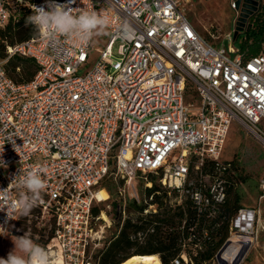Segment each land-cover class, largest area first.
<instances>
[{"label":"built area","instance_id":"obj_1","mask_svg":"<svg viewBox=\"0 0 264 264\" xmlns=\"http://www.w3.org/2000/svg\"><path fill=\"white\" fill-rule=\"evenodd\" d=\"M181 1L57 0L73 13L96 11L108 22L106 45L82 75L92 39L85 45L37 31L35 38L6 47L0 60V158L7 164L0 167V190H6L0 242L13 229L46 247L58 264H97L126 220L139 226L130 241L145 246L151 235L165 231L160 221L166 209L188 202L197 216L220 214L231 172L220 157L231 125L240 123L264 152V49L243 60L237 47L215 46L219 37L209 34L214 43L203 39ZM45 2L0 0V27ZM230 7L235 11L234 0ZM224 40L235 42L233 29ZM12 56L35 63L28 83L16 84L5 72ZM189 96L194 101L187 102ZM33 170L46 187L20 230L13 228L21 214L12 207L18 198L12 178ZM108 177L116 183L114 214L93 216L102 203L99 186ZM257 190L258 205L222 218L225 239L202 264L244 262L258 239L264 174ZM172 228L182 250L172 264H193L186 251L195 256L220 239L207 229L195 238L193 227L185 237L183 221Z\"/></svg>","mask_w":264,"mask_h":264},{"label":"trees","instance_id":"obj_2","mask_svg":"<svg viewBox=\"0 0 264 264\" xmlns=\"http://www.w3.org/2000/svg\"><path fill=\"white\" fill-rule=\"evenodd\" d=\"M31 12L29 10H21L18 20L8 22L4 27H0V60L6 59V47L16 43H21L37 36V29L32 25H26L25 21ZM243 60H248L254 57L264 49V0H259V9L250 20V26L235 41ZM5 72L8 77L16 84L28 83L37 71V67L33 60L29 58L12 56L4 64ZM231 169H235L234 161L226 162ZM204 167V172H206ZM230 172L228 186V200L222 208L220 214L215 219H208L202 216H197L191 205L186 202L184 208L176 210H164L162 220L165 225V231L157 232L151 235L146 241L145 246H135L129 239V234L135 232L139 226L131 225L129 220L125 224L119 236L113 239L107 247H105L96 257L97 264H121L131 256L135 255H155L159 258L161 264H172V261L180 255L181 248L177 244V235L172 228L173 224L184 222V236L188 237V229L193 227L194 237H200L202 229H207L211 235L219 236V241L213 246L196 250L195 256L191 251H186L191 257L193 264H202L208 261L215 254L221 242L225 239L227 233V224L222 219L228 214H232L240 208L241 197L236 190L234 177ZM232 176V177H231ZM102 181L99 190H106L111 193L115 189V184ZM101 210L98 207H93V216H98ZM219 224L217 232L211 231L212 227ZM25 215H20L17 222V227L20 230L25 229ZM215 232V233H214ZM7 238V237H6ZM5 238V239H6Z\"/></svg>","mask_w":264,"mask_h":264},{"label":"rangeland","instance_id":"obj_3","mask_svg":"<svg viewBox=\"0 0 264 264\" xmlns=\"http://www.w3.org/2000/svg\"><path fill=\"white\" fill-rule=\"evenodd\" d=\"M231 2L232 0H182L181 7L188 21L203 39L210 41L209 34L215 35L219 37V40L215 43L210 42L214 43L215 46L219 45L227 48L228 45L237 46L236 42L224 40V35L232 30L237 17V13L230 7ZM106 42L107 35L105 30L101 34L92 37L89 63L80 69L79 75L89 70L97 59L96 51L102 50ZM186 101L192 102L194 100L189 96ZM220 159L224 162L234 161L235 169H231V172L234 173L233 181L241 197L240 206L253 207L258 205L257 182L264 174V152L259 143L244 130L240 123L236 122L231 125ZM148 179H152V177L149 176ZM110 180L115 184V189L111 193L104 190L107 194V200L96 205L105 213L107 218L112 217L115 204L117 203L116 183L113 178H106L104 183H109ZM117 183L119 184V181ZM228 196L230 198V195ZM259 207L258 239L242 264H264V200ZM16 227L17 225L13 226V228ZM114 227L115 225L113 224L108 234L114 232ZM16 237L18 235L11 229V234L0 242V257L6 258L7 254L14 249L13 241H15Z\"/></svg>","mask_w":264,"mask_h":264},{"label":"clouds","instance_id":"obj_4","mask_svg":"<svg viewBox=\"0 0 264 264\" xmlns=\"http://www.w3.org/2000/svg\"><path fill=\"white\" fill-rule=\"evenodd\" d=\"M25 23L45 35L75 37L81 44L86 45L94 35L102 33L108 22L96 11L82 10L73 13L57 0H46L44 5H33L32 13L27 16ZM8 139L14 151L18 152L20 147L16 145L15 139L11 136ZM0 167H7L2 158H0ZM12 182L15 183L18 191V198L12 207L21 215H28L33 207L41 202V194L46 187L45 182L38 170L27 172L18 181L15 176ZM5 195L6 190H0V198ZM13 243L14 249L6 258L0 257V264H58V258L53 257L46 247L36 243L27 233L16 237Z\"/></svg>","mask_w":264,"mask_h":264},{"label":"water","instance_id":"obj_5","mask_svg":"<svg viewBox=\"0 0 264 264\" xmlns=\"http://www.w3.org/2000/svg\"><path fill=\"white\" fill-rule=\"evenodd\" d=\"M234 2L237 17L233 26V40L236 41L250 26L248 19L258 11L259 0H234Z\"/></svg>","mask_w":264,"mask_h":264},{"label":"bare ground","instance_id":"obj_6","mask_svg":"<svg viewBox=\"0 0 264 264\" xmlns=\"http://www.w3.org/2000/svg\"><path fill=\"white\" fill-rule=\"evenodd\" d=\"M99 202H104L107 200V194L104 190H100L97 195ZM121 264H160L157 256L155 255H135L131 256L129 259Z\"/></svg>","mask_w":264,"mask_h":264},{"label":"flooded vegetation","instance_id":"obj_7","mask_svg":"<svg viewBox=\"0 0 264 264\" xmlns=\"http://www.w3.org/2000/svg\"><path fill=\"white\" fill-rule=\"evenodd\" d=\"M253 16H251L249 19H248V23H250V20L252 19Z\"/></svg>","mask_w":264,"mask_h":264},{"label":"crops","instance_id":"obj_8","mask_svg":"<svg viewBox=\"0 0 264 264\" xmlns=\"http://www.w3.org/2000/svg\"><path fill=\"white\" fill-rule=\"evenodd\" d=\"M233 29V28H232ZM196 30V29H195ZM261 52V51H260ZM160 262V261H159ZM161 264V263H160Z\"/></svg>","mask_w":264,"mask_h":264}]
</instances>
